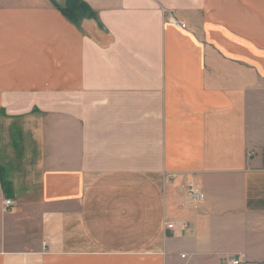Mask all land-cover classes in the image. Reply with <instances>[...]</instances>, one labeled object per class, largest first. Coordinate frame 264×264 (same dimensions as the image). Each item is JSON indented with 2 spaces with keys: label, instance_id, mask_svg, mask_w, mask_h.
Returning a JSON list of instances; mask_svg holds the SVG:
<instances>
[{
  "label": "crops",
  "instance_id": "crops-1",
  "mask_svg": "<svg viewBox=\"0 0 264 264\" xmlns=\"http://www.w3.org/2000/svg\"><path fill=\"white\" fill-rule=\"evenodd\" d=\"M67 1L0 0V264H264V0Z\"/></svg>",
  "mask_w": 264,
  "mask_h": 264
},
{
  "label": "built area",
  "instance_id": "built-area-1",
  "mask_svg": "<svg viewBox=\"0 0 264 264\" xmlns=\"http://www.w3.org/2000/svg\"><path fill=\"white\" fill-rule=\"evenodd\" d=\"M168 20L170 23L178 27L187 28L186 23L178 20L172 12L168 13ZM187 195H188V198L192 200L193 202H200L203 198L200 185H197L193 182H189L187 186ZM4 204L5 206H10L13 204V201L11 199H6ZM166 224L169 227H176L179 225L176 222H167ZM245 256L246 255L244 253H241L240 255H234V256L228 257L227 261L230 264H240L245 259Z\"/></svg>",
  "mask_w": 264,
  "mask_h": 264
},
{
  "label": "trees",
  "instance_id": "trees-1",
  "mask_svg": "<svg viewBox=\"0 0 264 264\" xmlns=\"http://www.w3.org/2000/svg\"><path fill=\"white\" fill-rule=\"evenodd\" d=\"M56 6L75 22H80L87 16L96 17V12L83 0H68L65 5L61 6L56 3Z\"/></svg>",
  "mask_w": 264,
  "mask_h": 264
}]
</instances>
